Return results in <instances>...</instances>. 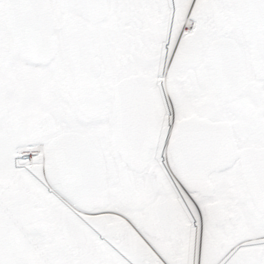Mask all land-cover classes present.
Masks as SVG:
<instances>
[{
    "label": "snow or ice",
    "instance_id": "1",
    "mask_svg": "<svg viewBox=\"0 0 264 264\" xmlns=\"http://www.w3.org/2000/svg\"><path fill=\"white\" fill-rule=\"evenodd\" d=\"M0 264H264V0H0Z\"/></svg>",
    "mask_w": 264,
    "mask_h": 264
}]
</instances>
